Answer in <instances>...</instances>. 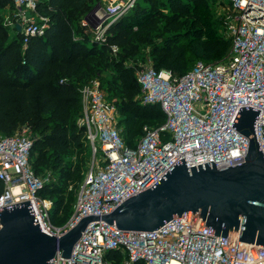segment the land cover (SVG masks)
I'll use <instances>...</instances> for the list:
<instances>
[{
  "label": "built area",
  "instance_id": "obj_1",
  "mask_svg": "<svg viewBox=\"0 0 264 264\" xmlns=\"http://www.w3.org/2000/svg\"><path fill=\"white\" fill-rule=\"evenodd\" d=\"M41 0H11L14 27L23 42L43 34L47 19L36 13ZM136 0L107 5L92 28L102 41L106 27L127 13ZM221 34L230 40L227 56L217 62L197 61L181 76L152 65L135 67L143 104L157 103L164 114L157 128L144 126L143 135L128 146L118 126V110L105 98L99 81L78 87L89 160L75 189L72 213L62 225L50 219L52 200L37 190L52 178L31 169L32 135L22 125L11 135H0V207L29 200L41 231L60 235L87 215L111 212L125 199L152 187L184 158L186 167L208 161L217 168L243 162L248 139L232 126L240 106L259 109L255 134L264 156V0H217ZM111 46V51H117ZM17 188V191L15 189ZM72 186L70 185L69 189ZM197 212L174 215L157 229L120 231L102 220L90 222L72 248L70 257L58 250L47 264H112L105 257L119 250L122 264H264V246L239 240V231L216 235Z\"/></svg>",
  "mask_w": 264,
  "mask_h": 264
},
{
  "label": "trees",
  "instance_id": "obj_2",
  "mask_svg": "<svg viewBox=\"0 0 264 264\" xmlns=\"http://www.w3.org/2000/svg\"><path fill=\"white\" fill-rule=\"evenodd\" d=\"M96 1H39L36 13L46 17L47 26L43 34L29 36L26 42L16 27V35L10 36V28L0 19V135H11L24 124L30 128L32 170L38 176L48 170L56 178L37 193L52 200L50 219L57 225L72 213L86 153L89 157L85 127L77 122L78 87L97 79L107 100L118 98V126L132 147L144 126L157 128L164 121L159 104H143L137 97V65L130 61L141 47L147 48L154 69H167L176 76L197 61L223 60L230 47L229 38L220 32L222 20L214 18L207 0H136L106 27L102 41H94L91 26L83 20ZM5 3L13 7L11 0H0V5ZM111 46L118 50L113 53ZM3 191L0 180V195ZM105 257L122 264L119 250H109Z\"/></svg>",
  "mask_w": 264,
  "mask_h": 264
},
{
  "label": "water",
  "instance_id": "obj_3",
  "mask_svg": "<svg viewBox=\"0 0 264 264\" xmlns=\"http://www.w3.org/2000/svg\"><path fill=\"white\" fill-rule=\"evenodd\" d=\"M84 20L95 28L94 11ZM20 30V25H16ZM259 109L240 106L232 126L248 139L241 163L217 168L208 161L186 167L179 159L152 187L122 201L111 212L87 215L60 235L41 231L29 200L0 207V264H47L58 250L70 257L81 233L102 220L122 232L157 229L174 215L197 212L216 235L239 231V240L264 246V156L255 134ZM53 264V263H50Z\"/></svg>",
  "mask_w": 264,
  "mask_h": 264
},
{
  "label": "rangeland",
  "instance_id": "obj_4",
  "mask_svg": "<svg viewBox=\"0 0 264 264\" xmlns=\"http://www.w3.org/2000/svg\"><path fill=\"white\" fill-rule=\"evenodd\" d=\"M119 0H98L96 2H93L91 5V9L90 11L97 5L99 4V7L95 9L94 13L96 16H99L100 13H104V11L107 8V5L110 3H114V2H118ZM208 3L211 5L212 7V11H213V15L214 18H219L220 17V10L219 7L220 5L217 4V0H207ZM15 7H11L8 3L2 4L0 5V19L3 21V23L5 25H7L10 29L8 31V33L10 34V36H15L16 35V31L14 30V13H15ZM88 11V13L90 12ZM87 13V14H88ZM83 22H85V20H83ZM86 23V22H85ZM221 31V30H220ZM92 37H93V33H92ZM130 64L132 65H137V66H143V67H147L152 65V59L151 56L148 53V50L146 47L142 46L140 53L138 54L137 57H135L134 59H132L130 61ZM103 75L109 76V73L105 72L103 73ZM113 99H111L113 101V103L116 104V101L118 102V98L117 97H112ZM115 101V102H114ZM118 107V106H116ZM118 110V109H117ZM118 115H119V111H118ZM78 121V120H77ZM31 133V130H29ZM32 134V133H31ZM74 157L72 156L70 159H73ZM86 159L87 161L89 160V157L86 153ZM32 169V168H31ZM40 176H49L50 178H52L53 180H55V176L51 174L50 171L46 170L42 175ZM71 184L68 185V189L70 187Z\"/></svg>",
  "mask_w": 264,
  "mask_h": 264
},
{
  "label": "bare ground",
  "instance_id": "obj_5",
  "mask_svg": "<svg viewBox=\"0 0 264 264\" xmlns=\"http://www.w3.org/2000/svg\"><path fill=\"white\" fill-rule=\"evenodd\" d=\"M15 191H17V188L15 189Z\"/></svg>",
  "mask_w": 264,
  "mask_h": 264
}]
</instances>
